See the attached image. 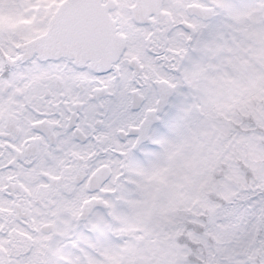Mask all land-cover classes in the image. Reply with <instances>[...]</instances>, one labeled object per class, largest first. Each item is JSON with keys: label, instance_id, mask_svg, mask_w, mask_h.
Returning <instances> with one entry per match:
<instances>
[{"label": "snow or ice", "instance_id": "snow-or-ice-1", "mask_svg": "<svg viewBox=\"0 0 264 264\" xmlns=\"http://www.w3.org/2000/svg\"><path fill=\"white\" fill-rule=\"evenodd\" d=\"M0 264H264V0H0Z\"/></svg>", "mask_w": 264, "mask_h": 264}]
</instances>
